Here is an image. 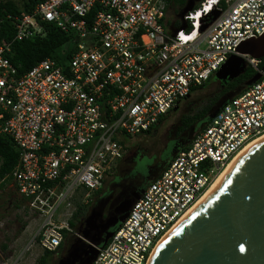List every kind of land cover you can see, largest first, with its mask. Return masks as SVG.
<instances>
[{"label":"built area","instance_id":"obj_1","mask_svg":"<svg viewBox=\"0 0 264 264\" xmlns=\"http://www.w3.org/2000/svg\"><path fill=\"white\" fill-rule=\"evenodd\" d=\"M166 5L40 0L19 14L0 8V135L18 154L0 189L12 187L37 221L30 245L42 253L78 235L69 224L72 201L102 188L124 158L125 141L156 127L231 56L260 79L164 165L92 264H148L220 173L264 137V72L260 61L238 53L264 35V0H201L170 23ZM41 24L67 38L68 55L19 74L7 58L12 43L42 37Z\"/></svg>","mask_w":264,"mask_h":264},{"label":"water","instance_id":"obj_2","mask_svg":"<svg viewBox=\"0 0 264 264\" xmlns=\"http://www.w3.org/2000/svg\"><path fill=\"white\" fill-rule=\"evenodd\" d=\"M192 8H186L185 12ZM238 53L258 61L263 59L264 35L257 41L244 43ZM247 67L245 59L231 56L212 81L223 85L232 82ZM261 71L264 72V65ZM259 79L260 74L256 73L243 86L223 95L202 126ZM142 192L121 201L115 214L109 213L105 218L103 211L109 196L101 197L77 229L73 243L59 255L57 264H92L98 249L106 245L123 223ZM148 264H264V138L234 161L206 197L162 242Z\"/></svg>","mask_w":264,"mask_h":264},{"label":"rangeland","instance_id":"obj_3","mask_svg":"<svg viewBox=\"0 0 264 264\" xmlns=\"http://www.w3.org/2000/svg\"><path fill=\"white\" fill-rule=\"evenodd\" d=\"M185 1V4L179 0L167 2L166 17L169 23L179 21L186 8L194 7L199 3V0ZM68 46L69 44L62 46L58 53L67 51ZM219 90L220 82L211 81L200 91L193 92L189 101L181 102L177 111L164 115L163 123L155 127L150 134L144 133L126 140L123 160L109 172L98 193H93L89 199H84L83 194H80L75 197L74 202L72 201L70 212L72 211L73 214L79 212L77 220H74V231L77 232V229L81 228L90 208L99 198L107 196L112 191L118 192L116 185L120 181L124 180L125 184H132L148 177L153 180L166 164L165 156L170 153L177 135H180L182 130L201 126L207 109L220 96ZM37 224L12 187L8 185L5 190L0 189V264H40L43 253L36 245H30ZM66 237L65 245L69 247L73 239L71 236L66 235ZM58 255L52 254L47 260L48 264L55 262Z\"/></svg>","mask_w":264,"mask_h":264},{"label":"trees","instance_id":"obj_4","mask_svg":"<svg viewBox=\"0 0 264 264\" xmlns=\"http://www.w3.org/2000/svg\"><path fill=\"white\" fill-rule=\"evenodd\" d=\"M168 1L169 0H167V2ZM179 1L182 4H185L186 2L185 0H179ZM30 3L33 5L37 3V0H30ZM27 7L29 6L25 5V8ZM195 7L196 5L194 6V8ZM6 10L8 12L10 11L11 13L16 11V9L11 4H8ZM40 28L43 30V34H44L42 37L35 38V40L33 41L12 43L11 54L8 55L7 58L9 59L11 64L17 69L19 74L25 73L33 65L46 58L51 57L57 60L58 62H60L63 59L62 57L65 58L68 55L66 54L67 51H64L65 53L64 52L60 54L58 53L59 49L62 46L66 45L67 43V38L64 35H61L49 29L45 25L44 26L41 25ZM263 65H264V58L260 60L258 67L261 69ZM253 75H254L253 70L251 69L250 66H248L243 75H241L240 77L229 83V87L227 90L230 89L235 90L236 88L243 86L244 82L249 80ZM211 81L212 78H210L205 84H203L193 92L200 91L203 87L207 86ZM218 99L219 97L215 99L213 105L217 102ZM208 110L209 109H207V111ZM171 112H173V110ZM152 130L153 129H151L146 133H150ZM17 160H18V154L15 151L11 140L8 137L0 135V180L12 172V170L17 164ZM5 184H2L0 187L3 188ZM12 190L14 191V189ZM95 193H98V191ZM78 213L76 211V213L73 216V219L69 223L72 228H74L75 226L74 220H77L79 215ZM3 248L5 249L6 247ZM58 252L59 251L55 253H43V260L40 262V264H45L47 258L51 257L52 254H56Z\"/></svg>","mask_w":264,"mask_h":264},{"label":"flooded vegetation","instance_id":"obj_5","mask_svg":"<svg viewBox=\"0 0 264 264\" xmlns=\"http://www.w3.org/2000/svg\"><path fill=\"white\" fill-rule=\"evenodd\" d=\"M230 83V82H229ZM229 83H224L221 84L220 83V96L219 99L231 92L234 91L233 90H227L229 87ZM214 105H212L209 110L206 112L205 117L202 119V123L201 126H193L191 127L189 130H182L180 135H177L176 139H175V144L172 147L170 153L168 155L165 156L164 162L167 163L169 160H171L176 154L177 152L182 149L184 146H186V144L190 141V139L192 138V136L202 127L203 122L205 121L210 109L213 107ZM151 179L150 177L142 179L139 183H130V184H125L124 180L120 181V183L118 185H116L118 187V192L114 193L113 191L111 193H109V198L108 200L105 202V207H104V211H103V217L105 218L109 213L115 214V208L117 207V205L123 201L126 198L129 197H134L137 195V193H140L141 191H143L147 185L150 183ZM116 198H118L116 200ZM100 199V198H99ZM116 200V202H114V205L111 207L112 202ZM75 237V236H74ZM73 239V238H72ZM66 245L65 243L58 249V253L57 254H61L65 249H66ZM58 255V257H59ZM50 258V257H49ZM46 259L45 264H48V259ZM58 258L55 260V262H51V264H57Z\"/></svg>","mask_w":264,"mask_h":264},{"label":"crops","instance_id":"obj_6","mask_svg":"<svg viewBox=\"0 0 264 264\" xmlns=\"http://www.w3.org/2000/svg\"><path fill=\"white\" fill-rule=\"evenodd\" d=\"M38 2H40V0H37V3ZM8 4H11V5H13V7L16 9V11L15 12H12V14H19V12L20 11H28V10H30V9H32L34 6H35V4H31L30 3V0H3V1H1L0 2V8H2L3 10H5L6 12H8L7 10H6V7L8 6ZM25 5H28L29 7H27V8H25ZM9 13H11L10 11H9ZM42 25V24H41ZM40 25V26H41ZM45 25V24H44ZM44 25H42V26H44ZM46 27H48L49 29H51V30H53V31H55L53 28H51L49 25H45ZM56 32V31H55ZM46 33V32H45ZM58 33V32H57ZM60 34V33H59ZM62 35V34H61ZM35 40V39H34ZM33 41V40H32ZM67 43H68V41H67ZM66 43V44H67ZM65 53V52H64ZM11 54V53H10ZM9 54V55H10ZM66 55V54H65ZM63 59H64V57H62ZM66 58V57H65ZM190 98V97H189ZM189 98L187 99V100H185V102H187V101H189ZM219 100V99H218ZM217 100V101H218ZM180 105V104H179ZM179 109V107L175 110V111H177ZM163 120H162V118L160 119V121L158 122V124L156 125V127L157 126H159V125H161L163 122H162ZM155 128V127H154ZM153 128V129H154ZM151 133V132H150ZM149 133V134H150ZM123 160V159H122Z\"/></svg>","mask_w":264,"mask_h":264},{"label":"bare ground","instance_id":"obj_7","mask_svg":"<svg viewBox=\"0 0 264 264\" xmlns=\"http://www.w3.org/2000/svg\"><path fill=\"white\" fill-rule=\"evenodd\" d=\"M264 138V137H263ZM263 138L251 143L250 145H248L221 173L220 175L216 178V180L213 182V184L211 185V187L208 189V191L204 194V196L194 205V207L192 209H190V211L183 217V219L180 221V223L186 218V216L206 197V195L209 193V191L213 188V186L216 184V182L219 180V178L223 175V173L234 163L235 160H237L248 148L252 147L253 145L257 144L259 141H261ZM178 223L175 228L180 224ZM174 228V229H175ZM174 229L171 230V232L164 237V239L157 245L156 249L154 250L152 256L154 255V253L156 252L157 248L162 244V242L174 231Z\"/></svg>","mask_w":264,"mask_h":264},{"label":"snow or ice","instance_id":"obj_8","mask_svg":"<svg viewBox=\"0 0 264 264\" xmlns=\"http://www.w3.org/2000/svg\"><path fill=\"white\" fill-rule=\"evenodd\" d=\"M243 251V249H241Z\"/></svg>","mask_w":264,"mask_h":264}]
</instances>
